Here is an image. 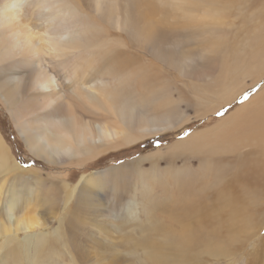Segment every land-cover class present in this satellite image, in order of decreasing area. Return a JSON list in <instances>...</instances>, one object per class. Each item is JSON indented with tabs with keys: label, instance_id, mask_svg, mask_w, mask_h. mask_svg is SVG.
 <instances>
[{
	"label": "bare ground",
	"instance_id": "1",
	"mask_svg": "<svg viewBox=\"0 0 264 264\" xmlns=\"http://www.w3.org/2000/svg\"><path fill=\"white\" fill-rule=\"evenodd\" d=\"M167 1L171 34L182 32L201 38L207 45H204L205 49L210 42L212 47L204 58L214 62L213 71L197 75L193 65L199 63H189L187 57L177 59L174 48L159 41L158 31L151 34L145 31L151 30V18L158 17L168 24L167 14L158 11L151 1L136 9V5L125 0H0V102L9 109L31 153L62 167L63 171L54 176L65 192V207L80 190L79 185L71 188L67 183L70 167L85 168L87 162H95L112 151L135 145L140 139L183 129L192 120L172 99L167 89L170 85L159 80V67L149 70L140 63L125 61L126 45L122 33L129 32V39L140 54H148V51L166 70H176L200 91L191 98L198 108L195 119L230 106L264 74V56L261 57L264 52L261 51V56L258 50L256 52L261 44L257 45V39L248 37L253 31L244 34L243 40L236 36L234 42L226 43L230 36L224 32L219 19L224 13L223 0ZM125 5L128 9H124ZM239 18L243 17L240 15ZM110 29L118 34L116 39L109 36ZM234 79L237 84L233 83ZM248 79L251 82H246ZM147 81L145 110L131 103L133 100L128 101L125 95L133 83L142 86ZM258 95L259 99L250 103L249 114L235 110L215 126L199 128L165 152L159 151L138 161L140 164L143 160L153 161L166 156L175 161L184 160L187 165L183 164L172 176L181 197L172 202L169 218L179 225V230L158 228L155 224L145 240H135L136 246L142 247L152 264H191L194 262L192 257L197 258L200 252L209 259L216 253L222 256L227 244L233 241L239 248L253 239L256 244H264V237L260 236L264 219L257 225H247L250 205L259 206L257 215L264 212V196L255 198L248 191L264 190V87ZM197 158L200 162L195 167L190 162ZM23 174L0 135V203L2 198L5 200V210L0 213V252L8 251L3 258L14 256L17 264H55L54 260L63 254L62 248H68L74 256L71 264H118V252L112 246L101 245L98 246L102 249L100 252H92L89 249L92 246L86 243L97 244L98 241L76 236L75 216L66 224L67 241H63L61 235L53 242L39 232L35 235L31 254V248L27 247L31 236L19 239L18 233L39 231L49 223L43 217L34 216L35 212L28 213L33 217L26 215L24 210L20 217L15 216L16 209L22 205V197L32 190L28 182L23 181ZM232 175L233 179L229 181ZM88 179L83 177L80 181L81 186L83 181L90 185V192L77 196L79 208L83 216L91 213L97 219L107 213L102 209L104 201L97 193L102 190V183L92 184L94 179ZM9 181L11 184L7 187ZM234 190H239L237 193L243 191V195L232 197ZM214 193H218V199L223 200L227 195L234 200L225 205L226 214L214 211L212 201H220L211 198ZM162 196L165 199L167 194ZM222 200L217 205L219 210H223L224 203L229 201L222 203ZM159 204L155 208L149 207L150 211L155 212L157 208L166 212L167 204ZM123 211L127 215L124 218L135 221L129 208ZM189 218L198 220V225L190 224ZM222 219L225 231L197 237L204 232L205 222L218 225ZM161 232L168 233L159 240L156 235Z\"/></svg>",
	"mask_w": 264,
	"mask_h": 264
},
{
	"label": "rangeland",
	"instance_id": "2",
	"mask_svg": "<svg viewBox=\"0 0 264 264\" xmlns=\"http://www.w3.org/2000/svg\"><path fill=\"white\" fill-rule=\"evenodd\" d=\"M125 1L131 5L132 4L136 5V9H139V6L142 7L143 4L145 5V3L149 1L153 2L154 5L158 8V11H163L162 14H167L166 18H168V24L165 23V21L161 22L160 18L158 17L151 18L149 19L151 30L147 29L145 31L150 34L153 33L152 31H158L159 37L161 39L159 41L161 42L164 41L169 48H174V52L177 53V54L174 53V55L176 57L178 56L177 59L181 60V58L184 59L187 57L189 63L191 62L199 63L198 65L196 64L193 65V67L195 68L194 73L195 71L196 72L198 71L197 75H202L204 72L207 73L211 72V70L213 69L214 62L210 60L208 61V59L204 57H205V53L209 52V50L211 49L212 44L210 42H207L208 48L205 49L204 45L206 44H204L201 41L202 40L201 38L194 37L191 34L182 33V32L171 34L170 31L172 30V27L169 26L171 20V14L168 8L167 0H162V1L160 0V3H158L159 0H143V1L125 0ZM192 1L194 0H191V2ZM223 1H224L223 3L224 7H222V9L224 10V13L219 16V19L221 20V25L224 32L228 34V36H230L228 39H226V43H229V41L234 42L235 40L234 38L236 36L241 40H243L245 38L244 34L248 35L250 31L251 32L253 31L252 32L253 34H249L248 37L257 39L256 44L257 45L261 44V46L260 45L257 46L256 52L258 50L259 54L261 53V51L263 53L264 52V0H228V2H226L227 0H223ZM165 4H167V6H165ZM232 6L235 8H232ZM125 7L126 5L124 6V9ZM126 9L128 8L126 7ZM243 9L245 11L242 12ZM237 10H239V12ZM130 11H133V9H131ZM234 14L236 16L239 14V16L236 17ZM240 15L243 18H239ZM167 26H169L168 29ZM252 27H254L255 30ZM246 28H249L250 30ZM259 30L261 31L257 32ZM109 36L112 39H116V36H118V34L112 29H110ZM121 36L126 45L124 49V53L126 55L123 56L125 61H127L128 63H135V62L140 63L143 67L146 66L150 68L149 70H152V68L154 69L159 67L160 73L159 75L157 74L159 80L162 83L167 82L170 85V87H168L167 89L169 93L171 92L170 94L172 96V99L175 102L179 103L180 109L183 110L192 120L183 129L179 128L176 130H170V131L168 130L163 133L161 132L158 135H153L151 137L140 139L135 145L133 144L132 146H125L116 151H112L108 153V155L98 159L95 162H87L86 163L87 167L85 168L81 169L79 167L75 168L74 166L70 167V171L67 173L68 175L67 183L71 188H75L76 185H79L80 190L77 191V195L74 196V198L69 203V205L65 207L63 204L65 192H63L64 190H62L61 186L59 185V182L57 183V179L54 176L56 173L63 171L61 170L62 167L49 163L31 153L29 147L25 143L24 136L21 134L20 130L17 129L16 124L11 117V114H9L10 113L9 109L3 106V104L0 102V135L4 139L7 146L9 147V153L14 157L17 163H19V166H21V168L23 169L25 173L23 174L24 175L23 181L28 182V186L31 187L32 189L27 192L28 194H26V196L22 197L20 202L24 206L21 205L16 209L17 212L15 216L18 215V217H20L23 214V210H24V213H26V215L33 217V214H28V213L35 212L34 216H36L37 218L43 217V219H45V221L49 223L44 229L41 228V230L39 229V231H35L31 233L30 232L18 233L19 239H25L28 235L31 236L32 239L29 242L30 243L29 246H27L28 248H31L30 249L31 254L33 253V249L35 247L34 244L36 237L35 235L39 232H43L44 234H46L47 237H49V240L53 242L56 241V239L58 241L59 240L58 237L61 235L62 237L64 236L62 240L67 241L69 239L68 238L69 236H68V230L66 224L68 223V220H70L75 216L74 220H76V223L78 224V227L76 226V231L74 232L76 236L77 237L80 236L81 238L89 237V241H91L92 238L93 240L98 241L97 244L96 242L93 241H91V243L90 242L86 243L88 244V246L93 247V248L89 247V249H91L92 252L96 251V253H98L102 250L101 247L98 246L108 245V246H112L116 250V253L118 252L117 253L119 256L118 264H152L151 261L147 259V256L144 250L142 249V247L140 248L139 246L138 247L136 246L135 240L141 242L143 241V239L145 240V236L147 234H150L149 230H151L155 224L158 226V228L160 226H164L166 227V229L173 228L174 230L177 231L179 230L180 228L179 225L169 218V215L172 214L171 206L174 205V203L172 202H174L176 198L178 199L181 197L178 194L179 193L178 188L172 176L174 175L175 172L176 173L178 172L179 168L182 169V167L185 164H184V160L175 161L170 159V157H166V156L159 157V159L156 158L153 161L143 160V162L140 164L138 161L147 156L155 155L159 151L165 152V150L168 147L190 137V135L194 131H197L199 128H209L215 126L216 124L219 123V121L222 118L227 117L235 110L238 111V109H240L241 113L245 115L249 114L252 108V105L250 103L252 101L259 99V95H258L259 91L264 87L261 86L264 85V74H263L262 76L260 75L261 78L257 82V84L254 85V87H250L249 89L246 90V91H250L253 88L259 87V90L253 92L248 100L241 103L240 101L243 96L242 94L240 98L238 97L235 100V102H233L230 106H226L225 108L223 107L218 110V111H222L223 109H227L224 115L218 116L216 114L218 112L217 111L213 115H209L201 119H195L196 113L198 112L197 111L198 108H196L197 107L196 103L191 102V98L193 96H196V94H200V91L193 87V85L191 84L190 80H188L187 77L186 78L181 77L176 70L174 69L166 70V68L163 67L164 65L163 64L160 65L161 62L154 60V58L151 57V54L148 51H147L148 54H144V53L140 54V52L135 49V46L132 44L131 39H129L130 38L129 32L128 33L124 32L122 33ZM262 46L263 48H261ZM261 55L262 54H260V56ZM263 56L264 55H262L261 57ZM260 71L261 70H259L256 73L258 74ZM128 76L129 74H126V77ZM238 81L241 82L240 80ZM246 82L249 83L251 81L250 79H248ZM233 83L237 84V80L234 79ZM133 84H134L133 86H131L132 84L131 85L129 84V86L131 87L127 88V93L128 92L129 93L128 95H125V98L128 99V101L133 100L131 103L138 104L139 107L141 108L143 107L142 109L145 108V110H147L148 96H145V94H147L148 92L147 91L148 81L146 83L144 82L142 86H140V83L138 84L133 83ZM131 89L134 90L131 91ZM134 101L135 102L138 101V102L134 103ZM185 132H187L188 135L185 136L184 135ZM157 142H159L160 145L159 147L156 146ZM33 160H35L34 164L32 163ZM117 161H123V163H117ZM199 162H200V158H197V160H192L190 164H193L195 167H198ZM25 163L30 164L31 166L25 168L24 167ZM155 163H157V165H155ZM172 163H174L173 166ZM132 164L134 165L132 166ZM125 165H130V166L128 168H124ZM152 171L154 174L152 173ZM100 175H104L105 177ZM144 176H148V177H144ZM83 177L89 178L91 180L94 179L92 184L97 182L102 183L101 185L102 190H98L97 193L99 194V199L101 200L103 199L104 201V202L102 201L104 203L102 209L104 210V212H107L105 216L96 219L94 216L91 215V213H87L85 214V216L82 215V212L80 211L79 208V198H77V196L78 197L81 196V193H88V191L90 192L89 184H86L83 181L81 186L80 181ZM231 178L233 179V175L229 177V181H232ZM8 183L9 185H7ZM7 184H6L7 187L10 186L11 181L7 182ZM91 191L93 190L91 189ZM238 191L239 190H234L232 197L236 196V198H239L243 195V191L242 193L240 192L241 194L237 193ZM248 191L249 194L254 196L255 198L261 196L262 199V196H264V190H248ZM163 194L164 195L167 194V197L165 196V199L164 196H162ZM217 194L218 193H214L212 194L213 197L211 196V198H216L217 200H220L219 202L212 201V203L214 202L213 209L216 208L214 211L218 210V214L222 212L226 214L227 209H225V205L234 203L233 202L234 200L232 199V197L230 198L227 195L223 200L221 198L218 199ZM221 200L222 203H224L225 200H229L228 202L224 203L223 210L218 209ZM4 201L5 200L2 198L0 203L1 205L0 213H3V211L5 210ZM25 203H27V205L29 204L30 205L28 207H25L27 206ZM159 203L167 204L166 212H163L162 210H159L157 208L155 212L150 211V208L152 207L155 208V205L156 206L160 205ZM175 203H179V202H175ZM249 207H250L249 210L250 213L248 212L249 217L247 219V225L250 227V224L257 225L262 222V220L264 219V212L261 213L260 215H257L259 213V206L253 207L252 205H250ZM128 208L130 209V211L134 213L135 219L133 220L135 221L133 222L132 219L130 218L129 219L124 218L127 217V215L123 210ZM1 218L2 216L0 214V220ZM95 219L97 220V222ZM122 219L124 220L121 221ZM253 219L254 222L252 221ZM62 221H64L63 224ZM188 221L192 225H198V220L189 218ZM223 221L224 219H222L218 223V225H216V223L213 224L210 221L205 222L203 224V227L205 228L204 232L200 235H197V237L200 239L205 235L218 234L225 231L226 227L224 226ZM79 224H81V226H79ZM215 231H217L218 233ZM167 233L168 232L158 233V235H156V238L162 240ZM260 234L261 237H264V227H262ZM254 241L255 239H253L251 242H248L249 244H243L240 248H239V244H235L234 241L231 243L229 242V244H227V246L225 247V251L222 256H218V254L216 253L215 254L216 256L209 259L205 255H201L200 252L198 253L197 258L195 257L192 258L195 264H264L263 263L264 244H260V243L256 244L254 243ZM115 246L117 248H115ZM62 250H63V254L61 255L63 256V258L61 256L60 258H58V260H54L55 262L54 261L53 262L55 264H71L72 257L74 256H72L69 253L68 248L66 249L62 248ZM7 252L8 251H6V249H4L3 252L2 251L0 252L1 254L0 256H2L1 258L2 262H0V264L1 263L14 264V262L15 264H17L18 260L14 256H8V258L7 257L3 258L7 254ZM9 257L11 258L9 259ZM11 260H13L14 262ZM194 262H191V264Z\"/></svg>",
	"mask_w": 264,
	"mask_h": 264
},
{
	"label": "snow or ice",
	"instance_id": "3",
	"mask_svg": "<svg viewBox=\"0 0 264 264\" xmlns=\"http://www.w3.org/2000/svg\"><path fill=\"white\" fill-rule=\"evenodd\" d=\"M261 86H264V85H261ZM259 90V87H256V88H253L251 89L250 91H246L245 93H243V96H242V99H241V103H243L244 101L248 100L250 98V96L252 95L253 92L255 91H258ZM227 111V109H223L222 111H218L216 114L218 116H222L225 114V112ZM184 135H188L187 132L184 133ZM157 147H159V142H157L156 144ZM32 163L34 164L35 163V160L32 161ZM117 163H123V161H117ZM31 165L30 164H27L25 163L24 167L27 168V167H30Z\"/></svg>",
	"mask_w": 264,
	"mask_h": 264
}]
</instances>
